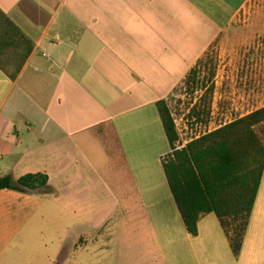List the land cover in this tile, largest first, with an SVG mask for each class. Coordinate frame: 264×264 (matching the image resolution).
Returning a JSON list of instances; mask_svg holds the SVG:
<instances>
[{"label": "crops", "instance_id": "crops-1", "mask_svg": "<svg viewBox=\"0 0 264 264\" xmlns=\"http://www.w3.org/2000/svg\"><path fill=\"white\" fill-rule=\"evenodd\" d=\"M249 1L0 0L19 31L0 30V177L49 179L46 192L0 190V264L30 251L36 264H264V175L239 256L215 214L192 236L158 109ZM260 60L241 76L253 89L233 92L239 118L264 108Z\"/></svg>", "mask_w": 264, "mask_h": 264}, {"label": "trees", "instance_id": "trees-1", "mask_svg": "<svg viewBox=\"0 0 264 264\" xmlns=\"http://www.w3.org/2000/svg\"><path fill=\"white\" fill-rule=\"evenodd\" d=\"M3 29L19 33L0 11V30ZM6 37L1 32L0 38ZM212 64V57L206 53L188 76L187 88L196 92L199 86L206 88L199 81V75L203 67ZM213 93L214 87L206 89L204 102L191 110V117L197 122L207 124L211 107L205 101ZM158 109L173 149L163 161L164 171L187 231L198 236L201 218L215 214L230 239L234 255L239 256L264 175V108L193 139L181 149L176 147L180 137L168 104L162 101ZM0 190L46 192L49 179L42 174L27 175L19 180L0 177Z\"/></svg>", "mask_w": 264, "mask_h": 264}, {"label": "rangeland", "instance_id": "rangeland-1", "mask_svg": "<svg viewBox=\"0 0 264 264\" xmlns=\"http://www.w3.org/2000/svg\"><path fill=\"white\" fill-rule=\"evenodd\" d=\"M207 55L212 57L213 64L202 68L199 81L206 88L199 86L198 89H203L206 92V89L210 87H214V91L217 88L221 100L213 109V96L208 97L205 103L210 104L211 114L207 124H202L191 117L193 107L200 101L204 102L200 99L202 93H197L196 89H188L185 84L180 85L174 91L169 98L168 105L177 126L180 145L189 143L193 139L235 121L240 115L248 112V109L241 110V108L232 107L235 99L240 103L243 101L239 98V94L234 96L233 92L242 90L245 93L253 89L248 87V84L245 87L241 76L244 75L246 69H249V72L252 69H260V58L264 65V0H250L238 14L232 29L212 45ZM257 62L259 63L257 64ZM212 73H214L213 77H211ZM250 107L249 111H252V108L258 107V104L252 105L251 103ZM119 242L120 239L115 237L114 242L108 245L110 246L109 251L116 249ZM39 256L41 255H38L37 252L30 251L28 253L29 263L36 264L35 261ZM115 263V255L108 254L107 264Z\"/></svg>", "mask_w": 264, "mask_h": 264}]
</instances>
